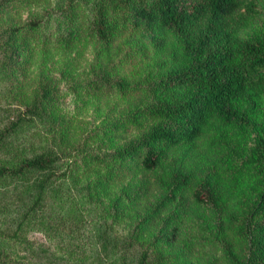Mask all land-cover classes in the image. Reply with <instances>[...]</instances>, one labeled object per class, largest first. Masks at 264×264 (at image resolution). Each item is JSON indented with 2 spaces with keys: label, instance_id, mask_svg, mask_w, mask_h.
I'll return each mask as SVG.
<instances>
[{
  "label": "trees",
  "instance_id": "obj_1",
  "mask_svg": "<svg viewBox=\"0 0 264 264\" xmlns=\"http://www.w3.org/2000/svg\"><path fill=\"white\" fill-rule=\"evenodd\" d=\"M263 18L264 0H0V264H65L24 235L62 236L70 198L110 203L76 264H264Z\"/></svg>",
  "mask_w": 264,
  "mask_h": 264
},
{
  "label": "rangeland",
  "instance_id": "obj_2",
  "mask_svg": "<svg viewBox=\"0 0 264 264\" xmlns=\"http://www.w3.org/2000/svg\"><path fill=\"white\" fill-rule=\"evenodd\" d=\"M263 24V21L258 22L259 27ZM59 87L66 90L63 84H61ZM63 100L66 104H70L71 95H67ZM92 116H94V118L96 117L94 115V111L89 109L82 114L81 118L89 120L92 119ZM101 118H98L99 121ZM11 200L12 198L10 201ZM78 202L79 201H77V198H70L69 201L65 202L67 206L71 207L72 212L64 217L62 222H60L62 224L61 227L57 228L60 230V233H62V236H60L61 238L58 236L49 235L50 233L56 234V227L52 226L57 222L53 220H42V224H37L34 228L31 227L25 231L24 236L26 237L27 241L34 244L35 246H39V244L46 245L52 253L65 260V264H76V262H83L79 258H83L89 255V252H93L92 248L94 243L97 241L96 229L103 223L106 214H108L107 209L110 203L109 201H105L99 206L91 203L84 208H81ZM110 220H112V218H110ZM110 220H108V222H111ZM43 223H46L45 228H43ZM45 230H48L50 233L47 234ZM112 230L113 231H111V233L113 235H118L121 238H124L126 230L123 224H117L114 229L112 228ZM69 254L76 255L69 259ZM197 255L199 254H196L194 258L195 264H206L208 257Z\"/></svg>",
  "mask_w": 264,
  "mask_h": 264
}]
</instances>
